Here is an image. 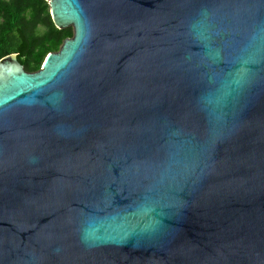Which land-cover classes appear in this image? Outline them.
I'll use <instances>...</instances> for the list:
<instances>
[{"label": "water", "instance_id": "water-1", "mask_svg": "<svg viewBox=\"0 0 264 264\" xmlns=\"http://www.w3.org/2000/svg\"><path fill=\"white\" fill-rule=\"evenodd\" d=\"M0 58V264H264V0H45Z\"/></svg>", "mask_w": 264, "mask_h": 264}, {"label": "trees", "instance_id": "trees-1", "mask_svg": "<svg viewBox=\"0 0 264 264\" xmlns=\"http://www.w3.org/2000/svg\"><path fill=\"white\" fill-rule=\"evenodd\" d=\"M71 35L72 28L54 25L45 0H0V58L16 53L27 71H35Z\"/></svg>", "mask_w": 264, "mask_h": 264}, {"label": "rangeland", "instance_id": "rangeland-1", "mask_svg": "<svg viewBox=\"0 0 264 264\" xmlns=\"http://www.w3.org/2000/svg\"><path fill=\"white\" fill-rule=\"evenodd\" d=\"M66 28H72L71 26H68V27H66Z\"/></svg>", "mask_w": 264, "mask_h": 264}]
</instances>
